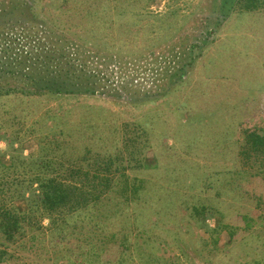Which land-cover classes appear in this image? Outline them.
Here are the masks:
<instances>
[{
  "label": "rangeland",
  "instance_id": "obj_1",
  "mask_svg": "<svg viewBox=\"0 0 264 264\" xmlns=\"http://www.w3.org/2000/svg\"><path fill=\"white\" fill-rule=\"evenodd\" d=\"M1 1L16 8L14 21L31 22L33 31L45 26L53 30L50 36L71 38L70 33L89 26L72 11L62 14V0ZM83 1L72 0L70 9L102 8V0ZM260 2L258 10L242 12L245 1L238 0L131 1L133 10L148 15L138 19L131 11L126 20L113 19L115 31L136 25L129 28L134 34L127 40L116 36L115 54L127 61L109 69L120 97L0 99V113L19 115L15 124L23 126L11 150L7 141L0 142V190L8 198L6 207L24 214L13 242L0 236V264H264V174L257 173L263 167L255 162L250 171L239 157L243 131L264 132V0ZM34 4L35 20L26 10ZM173 9L177 12L170 14ZM173 61L185 68L177 86L171 84L178 77L161 80ZM127 83L148 91L149 100L160 99L142 106L137 103L146 96L129 98L131 104L124 106L120 88ZM164 83L172 89L162 98ZM46 109L58 112L38 119ZM137 121L150 126L147 139L138 140L146 144L140 155L147 164L127 172L143 182L138 200L126 202L114 191L77 214L55 216L54 229L47 213L17 197V182L42 175L38 166L13 159L20 149L31 158L46 149L67 169L87 149L115 154L123 140L118 129ZM100 127L113 129L114 135H97ZM30 220L38 221L39 229Z\"/></svg>",
  "mask_w": 264,
  "mask_h": 264
},
{
  "label": "trees",
  "instance_id": "obj_2",
  "mask_svg": "<svg viewBox=\"0 0 264 264\" xmlns=\"http://www.w3.org/2000/svg\"><path fill=\"white\" fill-rule=\"evenodd\" d=\"M87 1L82 3H87ZM119 1L122 4L111 7V2ZM131 1L135 0H102V8H91L87 5L88 9L73 11L70 9L72 0H62V6L59 8L62 14L68 15L72 11L82 20H86L89 25L81 30L80 34L70 33L72 37L68 38L56 33L57 37L50 36L54 35L53 30L46 29L45 26H40L39 30L33 31L34 27L28 26L29 21H14L16 8L13 10L7 8L0 0V99L15 97L32 100L41 98L58 100L62 96L80 94L107 99L120 97L119 90L110 83L112 74L109 72L111 66L116 68L115 65L121 66L127 62L126 56L119 57L115 54V48L118 45L116 36L121 40H127L129 35L134 34L129 28L136 25L131 24L121 31H115L113 19L115 17L126 20L131 11H134V16L138 19L148 15V13L133 10L128 5ZM238 1H245L242 12L258 10L262 5L261 0ZM35 4L26 9L28 13L31 12L30 16L33 20L37 18L34 13ZM128 8L131 10H126ZM111 11H114L113 14ZM176 12L177 10L173 9L170 14ZM25 14H22L23 18L26 17ZM75 26L78 27L79 23ZM119 27H123V24ZM208 34L211 32L209 31ZM31 37L33 39H30ZM157 37L158 33L154 32L151 39L155 41ZM126 45L125 43L124 46ZM196 47V45L192 46L193 49ZM176 54L181 55L179 52ZM192 63L193 60L190 61V64ZM184 74V66L179 68L173 61V66H169L164 71L161 80L163 82L168 78L171 80L178 77V82L171 84L177 86L183 81ZM171 85L168 84L165 87L164 83L160 97L163 98L171 92ZM121 87L120 90L125 94L126 99L123 100L124 106L131 104L129 98L146 96L145 101L140 100L137 103L142 106L149 101L154 103L160 99L149 100L148 91L129 86L128 83ZM185 106L183 103V107ZM57 112L58 110L53 112L46 109L38 115V119L47 120L55 116ZM38 119L35 123L39 121ZM19 121L20 116L17 114H9L7 110L0 113V142L7 141V148L10 150L13 144L18 142V135L23 130V126L18 128L19 124H15ZM147 123L137 121L124 124L118 129L123 140L120 146L115 147V154L97 155L87 149L83 157L69 161L67 169L61 161L54 159L53 156L50 157L46 149L40 148L39 155L35 158L23 156L20 149L13 159L17 158L22 164L38 166L42 175H37L31 182H17V197L25 203L29 202L37 210L41 209L47 213L50 225L54 226V229H57L55 216L77 214L97 205L102 198L110 196L114 191L126 202L138 200L140 192L144 190L143 182L131 178L127 172L134 170L137 166L143 169L147 164L145 158H141L140 155L146 148V144H140L138 141L141 138L147 139V130L150 128ZM97 135H105L108 139L114 135V132L109 127L104 129L100 127ZM103 137L98 139L105 141ZM263 156L264 132L244 130L239 157L246 164L247 169L251 171L253 168L250 169V167H253V163L260 162L258 167H263V170L257 173L264 174ZM34 184L36 186L32 189ZM26 194H28L27 198H25ZM6 199L8 198H5L4 191L0 190V236L13 242L23 228L22 215L24 214L13 213V209L18 208L11 205L6 207ZM243 219L246 222L250 221L247 217ZM29 224L35 229L40 227L38 221L30 220ZM222 229H228V227L222 226ZM214 230L220 231L221 229L214 228ZM228 236L230 237L229 234ZM2 260L3 257L0 255V261Z\"/></svg>",
  "mask_w": 264,
  "mask_h": 264
}]
</instances>
